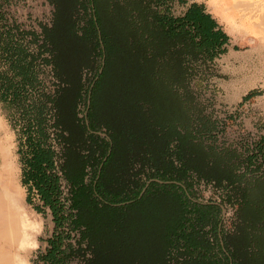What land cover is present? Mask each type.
Returning <instances> with one entry per match:
<instances>
[{
  "label": "trees",
  "instance_id": "1",
  "mask_svg": "<svg viewBox=\"0 0 264 264\" xmlns=\"http://www.w3.org/2000/svg\"><path fill=\"white\" fill-rule=\"evenodd\" d=\"M11 1L0 0V28L5 29L0 45L8 59H15L16 76L31 83L29 71L44 51L50 59L43 61L57 80L54 93L24 113L30 114L31 152L24 183L31 181L56 229L43 261L66 264L88 251L84 264H264V180L242 186L225 157L196 141L184 101L174 90L184 79L182 53L213 60L226 51L227 38L204 7L192 3L174 18L159 15L152 0H50L53 22L43 28V51L35 56L13 44L26 33L6 23L3 5ZM79 9L89 11L81 34ZM97 49L102 71L88 91L83 121L77 115L82 73L91 68ZM10 82L14 91L16 83ZM48 127L63 146L60 170L70 186L67 217L52 174L54 153L46 146ZM88 169L92 177L86 183ZM192 172L208 181H227L240 193L233 232L221 228L220 207L191 200L187 178ZM65 226L79 232L77 249L63 248Z\"/></svg>",
  "mask_w": 264,
  "mask_h": 264
},
{
  "label": "rangeland",
  "instance_id": "2",
  "mask_svg": "<svg viewBox=\"0 0 264 264\" xmlns=\"http://www.w3.org/2000/svg\"><path fill=\"white\" fill-rule=\"evenodd\" d=\"M188 1L180 3L178 0L159 2L152 0L150 5L159 15L178 18L185 14L189 6ZM3 10L6 13L5 19L8 20L6 23L12 25L14 23L19 27V32L26 33L24 36L19 35L13 44L24 49L26 54L30 55L36 56L40 51H43L40 49L43 44V28L51 27L55 11L50 0H12L8 5H3ZM88 15V9H79L76 16L79 34L88 20ZM0 29V32L4 31L5 35V29L3 31L2 28ZM15 32L13 30V33ZM32 34L37 36L35 41ZM3 39L6 38H2V41H4ZM97 40L98 38L93 36L95 45ZM98 52L100 53V50L97 49L94 53L91 68L85 69L82 73L83 100L78 106L77 115L83 121L85 117L84 103L88 102V91L98 78V76L95 77L96 73L98 72L99 75L101 70L102 58ZM237 54L239 55L238 52ZM7 56V52L0 45V174H2V178H10L11 186L21 200L24 209L26 208L29 217L40 225V231L36 235L37 246L28 256V264H47L42 257L46 255L49 249L48 240L56 229L50 209L43 206L31 181L27 184L24 183V177L29 170L28 162L31 159V152L27 145V119L30 114L24 116V113L30 111L29 108L33 104L45 100L46 95L53 94L56 90L57 80L54 77L52 66L43 61L50 59L47 52L43 51L40 59L33 63L28 74L32 77V82L26 84L21 81L20 76H16V70L13 69L16 64L12 62L15 59L10 60ZM176 56L175 53L174 60ZM180 59L183 71H185L184 79L181 85L174 87V90L181 95V99L185 97L190 110L195 112V110L201 109L200 112L195 113L202 116L198 120L199 122L202 121L201 119L205 120V132L211 134L206 137L205 143L218 148L244 149L245 154H250L253 146L255 147L256 144L264 140V52L254 53L245 60L241 57L232 58L230 62H228L227 51L219 54L213 60H209L203 55L192 58L185 52L180 55ZM10 80L16 83L17 88L14 91L10 90V84H12ZM14 92L17 94L16 100L13 98ZM49 106L50 104H47L48 108ZM47 134L46 146H50L54 153L52 174L58 177L59 200L64 215L67 217L71 213L68 191L70 186L60 170L63 163L61 158L63 146L56 139L57 133L53 128L48 127ZM4 146L9 147L7 153H4ZM4 157L6 165H3ZM223 157L230 161L232 154ZM232 160L233 165H231L235 169L237 161L234 158ZM238 171L242 170L237 169V174ZM191 176L197 177L198 182L193 181ZM91 177L92 170L88 169L85 182L89 183ZM187 182L191 184L190 190L194 195V197H190L192 201L202 204H217L223 207L224 214L222 213L220 224L225 233L233 232L237 205L236 192L233 187L227 181H222L221 184L214 180L208 181L199 178L193 172L188 175ZM28 199H30V203L27 201ZM36 208H42L43 212H37ZM65 231L68 238H64L63 248L72 246L77 249L79 232L69 231L66 226ZM81 247L86 249V244L82 243ZM85 257H90L88 251H85L83 256L70 259L66 264H84Z\"/></svg>",
  "mask_w": 264,
  "mask_h": 264
},
{
  "label": "crops",
  "instance_id": "3",
  "mask_svg": "<svg viewBox=\"0 0 264 264\" xmlns=\"http://www.w3.org/2000/svg\"><path fill=\"white\" fill-rule=\"evenodd\" d=\"M188 2L189 5L192 3L202 5L205 13L209 14L217 24V30L219 29L226 36L227 42L224 48L227 51L228 62L232 58L241 57L245 60L254 53L264 52V0H189Z\"/></svg>",
  "mask_w": 264,
  "mask_h": 264
},
{
  "label": "bare ground",
  "instance_id": "4",
  "mask_svg": "<svg viewBox=\"0 0 264 264\" xmlns=\"http://www.w3.org/2000/svg\"><path fill=\"white\" fill-rule=\"evenodd\" d=\"M253 20H255V17ZM3 150L4 153H7L9 147L4 146ZM3 165H6L5 157ZM1 175L0 264H28L27 258L30 252L37 246L36 235L40 231V225L29 217V214L25 210L26 208L24 209L21 200L11 186L12 181L10 178H2Z\"/></svg>",
  "mask_w": 264,
  "mask_h": 264
},
{
  "label": "flooded vegetation",
  "instance_id": "5",
  "mask_svg": "<svg viewBox=\"0 0 264 264\" xmlns=\"http://www.w3.org/2000/svg\"><path fill=\"white\" fill-rule=\"evenodd\" d=\"M185 98V97H184ZM184 98H182V100H184V105L188 111V115L190 118V125H189V129L193 131V135L196 137V141L202 143L204 145V147L209 150L212 149L215 153H218L219 155L222 156H226L228 154H232V158H234L237 162H235L236 164V170H242L241 172H239L237 174L236 170L235 173L236 175L240 178L241 180V185L245 186V183L247 182H255L256 180H264V140L262 142H259V144H256L255 147L253 146L250 154H245L244 153V149L242 150H238V149H232L231 147H224V148H218L217 146H213L211 144H207L205 143L206 141V137L210 136V133H206L205 129L206 126L204 124V119H201L202 121L199 122L198 118H201L202 116L199 115L198 113L195 112H200L201 109L199 110H190L187 104V100H185ZM202 114L204 113V110L201 112ZM196 132H198V134H196ZM205 132V134H203ZM213 138V137H212ZM246 152V151H245ZM232 158L230 159V161H227L228 164H232L233 160ZM232 160V162H231ZM233 165V164H232ZM62 176V175H61ZM191 179L195 182H198V178L191 176ZM200 184H202V182H199ZM35 189V187H34ZM36 190V189H35ZM68 191H69V187H68ZM235 191V189H234ZM37 192V190H36ZM236 192V218H235V223H234V229H235V225L237 223V214L238 211L241 207L242 204V199L240 196V193ZM38 194V192H37ZM39 196V194H38ZM39 199L41 200L40 196ZM42 202V201H41ZM43 203V202H42ZM217 205V204H215ZM218 207H220L219 205H217ZM221 209V208H220ZM221 221H222V211H221ZM221 226V224H220ZM222 228V227H221ZM234 231V230H233Z\"/></svg>",
  "mask_w": 264,
  "mask_h": 264
},
{
  "label": "water",
  "instance_id": "6",
  "mask_svg": "<svg viewBox=\"0 0 264 264\" xmlns=\"http://www.w3.org/2000/svg\"><path fill=\"white\" fill-rule=\"evenodd\" d=\"M101 71H102V69L99 71V74L101 73ZM91 88H92V86H91ZM91 88H90V89H91ZM88 103H89V100H88ZM85 126L88 127V123H87V122H85ZM100 136H101V137H104L105 139L108 140V137H107L105 134H100ZM150 182H151V181H150ZM150 182H148L146 186H148ZM156 182H158V183H160V184L162 183V182H160V181H156ZM144 191H145V189L142 191L141 195L144 193ZM193 202H194V201H193ZM220 208H221L222 213L224 214V209H223V207L220 206Z\"/></svg>",
  "mask_w": 264,
  "mask_h": 264
}]
</instances>
